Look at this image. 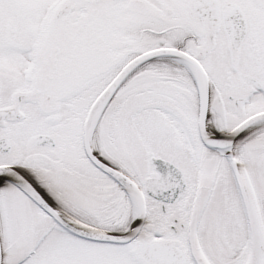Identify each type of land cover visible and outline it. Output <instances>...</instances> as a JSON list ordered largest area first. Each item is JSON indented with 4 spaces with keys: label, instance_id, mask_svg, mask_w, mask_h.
Returning a JSON list of instances; mask_svg holds the SVG:
<instances>
[{
    "label": "snow or ice",
    "instance_id": "obj_1",
    "mask_svg": "<svg viewBox=\"0 0 264 264\" xmlns=\"http://www.w3.org/2000/svg\"><path fill=\"white\" fill-rule=\"evenodd\" d=\"M0 264H264V0H0Z\"/></svg>",
    "mask_w": 264,
    "mask_h": 264
}]
</instances>
